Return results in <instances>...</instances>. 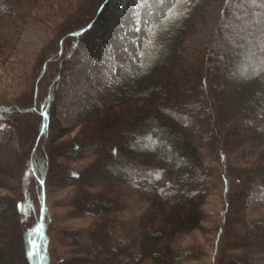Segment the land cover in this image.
<instances>
[{
	"label": "trees",
	"instance_id": "16d2710c",
	"mask_svg": "<svg viewBox=\"0 0 264 264\" xmlns=\"http://www.w3.org/2000/svg\"><path fill=\"white\" fill-rule=\"evenodd\" d=\"M4 1L7 3L0 8L1 34L5 29H16L20 23L19 15L14 12L9 0ZM32 1V11L41 15L38 25L45 26V20L48 19L47 23L52 27L49 34L52 49L48 63L53 62L54 65L51 76L44 84V93L39 91L37 85L29 87L24 97L27 100H10L8 115L13 121L8 123V119L0 116V122L9 125L17 136L20 149L24 145L27 148L22 157L17 158L16 152H9L8 161H3L13 171V175H5L4 169L0 167V182H10L21 189V194L17 192L14 198H0V264H11L8 252L1 244L6 236L12 238L10 230L6 228L11 225L20 228L23 219H31L33 223L27 236L21 238L26 264H48L46 252L49 237L42 204L48 160L47 157L43 159V154L68 160L92 155V162L80 174L73 173L67 182L76 187L75 196L72 197L76 210L101 221L97 227L84 234L92 244L101 248L96 256H92L97 264L115 261L116 257H120L124 264H142L145 261L152 264L180 263V258L166 240L178 233L202 229L200 207L207 194L205 187L215 177L213 169L205 165L200 149L216 156L221 164L226 163L234 151L245 149V154L248 153V158L255 163L239 169L236 174L233 172L231 178H235L234 182L242 181L243 186L248 182L257 186L258 196L264 202V0L260 8L256 6L259 0H226L223 21L237 23L240 20L235 25L240 29L228 39L231 44L221 46L230 34H226L223 27L217 31L210 50L200 51L193 57L194 60L192 58L188 62L182 59L181 48L192 30V18L205 7L208 0H175L163 20L147 30L139 61L134 62L127 57L121 64L120 75L116 80L106 79L102 89L89 91L83 96L79 112L74 116L75 124L82 126L79 134L81 138H77L78 141L59 142L56 146L57 138L52 142L53 150L48 147V152H43L41 148L36 154L35 147L40 138L47 139L56 109L64 108L60 98V80L72 59L68 50L63 49L64 40L82 33L84 28L74 23L83 0H75V5L72 3L74 0H68V3L67 0ZM115 1L105 0L102 4L105 8V5L110 3L111 6ZM256 15L262 21L254 22ZM5 40L6 37L1 35L0 42L4 44ZM13 41L17 42L16 39ZM11 43L7 46L10 55L19 54L18 45ZM8 44L5 42V46ZM217 64L225 72L224 81L215 80L214 68ZM223 64L226 66L222 67ZM37 67L46 68L47 62L41 64L38 61ZM184 87L188 88L185 90L189 93H194L195 89L200 92L205 88L212 100L209 105L200 98L197 102L194 99L193 103L185 104L183 109L190 111L188 120L180 111L174 112V108L170 107L176 102L170 93ZM156 92L165 95L163 103L154 99ZM260 92L262 96H259ZM6 106L9 104L3 105L2 109ZM18 112L34 115V133L30 139L15 123ZM141 115L147 117L141 120ZM159 118L168 123L160 126L157 123ZM66 119L63 122L59 118L58 121L67 125L70 120L68 116ZM228 120H232V123L227 131H214L216 126L223 128ZM201 122L205 130L200 131L198 127L193 130L192 124L200 126ZM168 125L178 130L175 136L181 143L182 151L191 156L195 163V166L186 164L180 170L182 175L185 171L189 172L187 181L190 186L187 189H183L179 176L174 175V167L164 162L165 158H171L172 164L176 161V157L166 151L159 139L161 130L167 129ZM144 126L148 130L143 131ZM74 127H66L60 133V138L70 134ZM114 128L117 132L111 144L108 132ZM49 141L46 143L50 144ZM197 174L200 177H196ZM219 178L223 191L227 193L228 177L221 175ZM120 184L145 192L149 209L139 221L137 249L123 241L119 252L112 253L108 244L111 233L107 228V219L119 200ZM28 186L36 193L30 194L26 189ZM92 186H97V190L91 189ZM0 189L7 187L0 184ZM243 192L249 193L247 190ZM7 212L10 213L9 219L5 216ZM253 228L244 233L242 245L264 253V223H258ZM17 238L19 241V235ZM96 257L101 258V262Z\"/></svg>",
	"mask_w": 264,
	"mask_h": 264
},
{
	"label": "rangeland",
	"instance_id": "374dc122",
	"mask_svg": "<svg viewBox=\"0 0 264 264\" xmlns=\"http://www.w3.org/2000/svg\"><path fill=\"white\" fill-rule=\"evenodd\" d=\"M103 1L83 0L81 10L74 21L77 23L76 25H79V28H84L83 32H79L73 38H64L63 49L68 50L72 58L67 69L62 72L60 80V86H62L60 98L64 103V108L56 109V116L54 115L51 120L47 139L40 138L37 147H35V154L41 148L43 152H48V147L49 150H53L51 149L53 148L52 142L57 138L59 140L58 143L55 142L56 146L59 142L66 143L72 139L78 141L77 138H81L79 134L82 126L75 124L74 116L79 112L83 96L89 94V91L102 89L106 79L116 80L120 75L121 64L127 57H130L134 62L139 61V53L146 41L147 30L163 20L175 0H117L111 6H109L110 3L105 5V8L102 4ZM9 2L14 12L19 15L20 23L16 29H5L4 33H0L6 37L7 44L13 42L11 45H18L19 51V54L14 53L11 56L7 47L9 44L5 46V42L4 44L0 42V116L8 119V123L10 120L13 121L12 117L8 115V110H11L10 100L13 98L19 101L27 100L24 97L27 96L28 88L34 85H37L39 91L44 93V84L51 76L54 65L53 62L48 63L52 49L51 37H49L52 27L47 23L48 19L45 20V26L38 25L37 21L41 15L32 11V0H9ZM5 3L7 2L0 0V8H3ZM72 3L75 5V0ZM225 3L226 0H208L205 7L192 18V30L187 35L180 52L183 60L191 61L200 51L204 49L209 51L217 37V31L223 27L226 34H230L221 43V46L223 44L227 46V43L231 44L228 39L233 32L240 29L235 26L240 20L237 23L223 21ZM101 4L102 7H100ZM261 5H263V0H259L256 6L260 8ZM258 17L259 15L254 16V22L262 21ZM15 39L17 42L13 41ZM38 61L41 64L44 61L47 62V67L39 69ZM223 66L226 65L223 64ZM220 67V64H217L214 68L217 82L226 79L223 75L225 72ZM40 76L42 77L40 78ZM185 89L188 88L184 87L180 91L170 93L174 97L173 100L176 101L170 107L174 108V112L180 111L183 117L188 120L190 111L183 109L185 104L193 103L194 99L195 102L202 99L209 105L212 100L205 88L200 92L195 89L194 93H189ZM160 94L156 92L154 99L158 103H163L165 95ZM259 96H262V92L259 93ZM8 104L9 106H6L5 110L2 109L3 105ZM66 115L70 120L67 125L63 124L67 120ZM145 117L147 116L141 115L140 119L144 120ZM59 118L64 121L59 122ZM15 123L24 130L28 139L32 138L35 126L33 114L18 112ZM157 123L164 126L168 121L159 118ZM231 123L232 120H228V124L223 128L216 126L214 131H227ZM69 125H75V129L61 139L60 133H63ZM192 127L193 130H197V127L200 131L205 130V125L202 122L200 126L192 124ZM167 129L161 130L160 138H158L165 145L166 151L176 157V161L172 164L171 158H165L164 162L174 167V175L179 176L178 179H180L183 189H187L190 186L187 181L189 172L185 171L182 175L180 170L186 164L195 166V163L191 156L182 151L181 143L175 136L178 130L170 125ZM142 130L146 131L148 127L144 126ZM12 131L9 125L0 122V167L8 176L13 175V171H10L4 164L8 161L9 152H16L15 155L18 158L22 157L27 149L25 145L20 149L21 144ZM115 132H117L115 128L108 132L111 144L113 143L112 137L116 136ZM48 140H50V144L46 143ZM199 151L205 165L212 168L215 175L214 180L205 187L207 194L200 207L202 229L178 233L166 240L168 246L180 258L179 264H264V253L247 249L242 245L244 233L253 230L256 224L264 223V202H261L258 196L257 186L249 182L243 186L242 181L234 182L235 178H231L233 172L236 174L239 169L246 168L247 165L255 162L248 158L249 154H245V149L231 153L230 157L226 159V163L223 164L218 163L216 156L209 154L207 150L200 149ZM45 157L48 160V172L45 176L46 186L43 187L44 201L42 204L46 213L44 222L47 225L46 231L49 237L46 252L48 264H97L92 256H96L101 248L92 244L89 237H85L84 234L97 227L101 221L98 218L87 217L76 210L72 198L75 196L76 187L68 185L67 182L69 177L72 178L73 173L80 174L92 162V155L87 154L73 160L63 157L58 159L59 156L43 154V159ZM129 171L128 173H130ZM221 175L228 177L227 193L223 191L224 187L219 178ZM196 177L200 176L197 174ZM0 184L7 187V189H0V198L7 196L14 198L17 196V192L21 194V189L13 183L2 181ZM119 186V200L107 219V228L111 233L108 244L111 246L112 253L119 252L121 246L124 245L123 241L129 242L130 247L137 249L140 239L139 221L149 209L145 192L126 184ZM26 189L30 191V194L31 192L36 193L30 186ZM91 189L97 190V186H92ZM242 190H247L249 193H242ZM5 216L9 219L10 213L7 212ZM31 222V219L27 221L23 219L20 228L16 229L13 225L6 228L10 230L12 238L6 236L1 244L7 250L11 264H26L21 238H25L31 230L29 229L33 224ZM220 230L222 231L220 232ZM96 258L101 262V258ZM104 264H124V261L120 257H116L115 261L108 260ZM142 264L152 263L145 261Z\"/></svg>",
	"mask_w": 264,
	"mask_h": 264
},
{
	"label": "bare ground",
	"instance_id": "6f19581e",
	"mask_svg": "<svg viewBox=\"0 0 264 264\" xmlns=\"http://www.w3.org/2000/svg\"><path fill=\"white\" fill-rule=\"evenodd\" d=\"M105 1V0H104Z\"/></svg>",
	"mask_w": 264,
	"mask_h": 264
}]
</instances>
